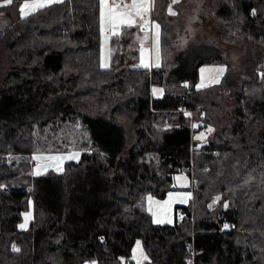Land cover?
Here are the masks:
<instances>
[{"label":"trees","instance_id":"trees-1","mask_svg":"<svg viewBox=\"0 0 264 264\" xmlns=\"http://www.w3.org/2000/svg\"><path fill=\"white\" fill-rule=\"evenodd\" d=\"M171 1L152 5L164 63L151 68L135 66L138 30L127 26L101 66V0L28 15L24 0L0 7V264H134L138 238L141 264H264V0H213L216 35L243 48L242 63L212 39L192 71L176 39L187 0L174 12ZM211 62L226 72L197 88L199 64ZM207 126L198 144L193 132ZM71 146L82 155L63 172L23 180L33 153ZM178 171L195 181L193 203L155 223L146 196H163ZM30 198L34 218L21 229Z\"/></svg>","mask_w":264,"mask_h":264},{"label":"rangeland","instance_id":"rangeland-1","mask_svg":"<svg viewBox=\"0 0 264 264\" xmlns=\"http://www.w3.org/2000/svg\"><path fill=\"white\" fill-rule=\"evenodd\" d=\"M60 0H24V4L36 5L25 9L29 14L38 8L40 5H48L52 2ZM169 3V11L174 12V2ZM124 3L123 5L121 3ZM143 4L146 10H138L133 8V3ZM154 0H101V66L108 68L112 62L111 39L114 34L120 33L122 29L127 27H136L138 30L137 41L142 43L136 44L139 46V61L143 67H159L164 63L162 52V27L159 21L152 20V27L149 25L147 29L139 27V19L150 23L152 16V5ZM119 5V7H116ZM213 7V0H187L182 5V16L180 28L176 34L177 47L182 48L183 63L192 69L203 58L209 57L214 48L210 42L212 39L216 40L222 48L226 51L227 57L230 61L239 66L242 63L243 48L235 44H228L222 42L216 33L218 32V21L216 20L211 8ZM206 10L207 18L201 21L200 13ZM22 13V12H21ZM22 15H24L22 13ZM183 17V18H182ZM130 21H132L130 23ZM157 25L159 26L157 28ZM198 76L196 78L195 86L203 88L214 85L220 82L222 76L226 72V64L219 62L201 63L198 66ZM223 69V72L219 71ZM187 70V71H188ZM189 71V72H190ZM184 84L190 85L194 79L192 77L185 78ZM2 76H0V84ZM152 92L155 96L164 94V87L160 85L152 86ZM196 126V124H195ZM212 127L194 130L193 140L198 144L203 142ZM82 149L71 146L67 149H55L49 151H38L32 154V167L23 177L24 181L29 179V176L40 175L49 172H63L68 161H78L81 158ZM193 180L186 171H178L173 180L172 186L168 188L163 196L147 194L146 209L150 212L153 222L155 223H173L176 218V207L180 205H191L193 203ZM179 211V215H181ZM34 218L33 199H29L27 209L23 211L22 219L18 226L21 229L30 227ZM21 225H25L21 227ZM139 243V247L137 244ZM131 258L134 264H141L148 259V254L143 245L142 239L138 238L132 248Z\"/></svg>","mask_w":264,"mask_h":264},{"label":"snow or ice","instance_id":"snow-or-ice-1","mask_svg":"<svg viewBox=\"0 0 264 264\" xmlns=\"http://www.w3.org/2000/svg\"><path fill=\"white\" fill-rule=\"evenodd\" d=\"M13 3V0H3L2 3H0V7H3V6H8V5H11ZM41 7L43 5H40ZM30 7H36V5H29V4H24L23 5V8L21 9V12L24 14V15H28V13L25 11V9H28ZM116 7H119V5H117ZM133 8L137 9L138 10V14H139V10L143 9V10H146V6L143 5V4H137V3H133L132 5ZM132 21H130L131 23ZM159 26L157 25V28ZM145 67H147V65H145ZM219 71L223 72V69H220ZM209 131H211V129H209ZM25 225H21V227H24ZM137 247H139V243L137 244ZM18 250V249H16ZM93 264H95V262H93Z\"/></svg>","mask_w":264,"mask_h":264},{"label":"built area","instance_id":"built-area-1","mask_svg":"<svg viewBox=\"0 0 264 264\" xmlns=\"http://www.w3.org/2000/svg\"><path fill=\"white\" fill-rule=\"evenodd\" d=\"M121 4L123 5L124 3L122 2ZM138 24H139V26L142 27V28H147V27H149V25L152 26V16L150 17V23L145 22L143 19H139ZM137 47L139 48V46H137ZM135 66L140 67V66H142V65H141L140 61H137V62L135 63ZM192 180H193V179H192ZM194 184H195V181L193 180V186H194ZM187 247H188L189 250L193 251V253L196 252V251H194V246H193V243H192V242H189V243L187 244ZM90 263H92V261H90ZM124 264H132V263L130 262L129 259H126V260L124 261Z\"/></svg>","mask_w":264,"mask_h":264},{"label":"crops","instance_id":"crops-1","mask_svg":"<svg viewBox=\"0 0 264 264\" xmlns=\"http://www.w3.org/2000/svg\"><path fill=\"white\" fill-rule=\"evenodd\" d=\"M138 25H139V24H138ZM139 27H140V26H139ZM151 27H152V26H151ZM147 28H148V27H147ZM147 28H144V29H147ZM138 43L140 44V43H142V41L139 40ZM139 49H140V48H139ZM141 65H142V64H141Z\"/></svg>","mask_w":264,"mask_h":264}]
</instances>
